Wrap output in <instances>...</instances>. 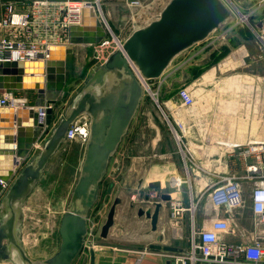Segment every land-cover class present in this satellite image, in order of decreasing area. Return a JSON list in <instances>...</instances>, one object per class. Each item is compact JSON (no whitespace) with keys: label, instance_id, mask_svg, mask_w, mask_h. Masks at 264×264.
Returning a JSON list of instances; mask_svg holds the SVG:
<instances>
[{"label":"water","instance_id":"water-1","mask_svg":"<svg viewBox=\"0 0 264 264\" xmlns=\"http://www.w3.org/2000/svg\"><path fill=\"white\" fill-rule=\"evenodd\" d=\"M230 17V10L220 0H170L155 20L133 31L123 41L121 50L112 53L92 72L54 126L52 108L46 109L43 123H39L34 109L46 104L55 106L58 102L66 85V47L51 46L45 62H0V95L8 91L35 92L33 108H0V115L5 116L0 117L4 122L0 131L4 134L0 142V181L10 182L0 202V264H73L83 247L87 217L98 201L109 161L144 95L131 66L141 79L158 80L179 54L206 40ZM104 37L105 32L93 12L85 10L81 26L68 29L67 43L92 46ZM83 114L90 119L89 138L68 207L59 220L58 249L45 260L34 262L19 239L23 207L50 159L64 144L68 127ZM25 115L29 116L28 125L21 123ZM49 127L52 128L41 149L22 165ZM148 188L150 192L159 191L161 185L155 182ZM169 200V195L160 193L159 200L152 202V211L138 210L139 217L149 219L151 231H156L162 203ZM146 201H150L149 194L145 195ZM120 203L116 198L110 205L99 230L100 239L107 238ZM148 251L184 253L175 247L157 244L150 245Z\"/></svg>","mask_w":264,"mask_h":264},{"label":"crops","instance_id":"crops-1","mask_svg":"<svg viewBox=\"0 0 264 264\" xmlns=\"http://www.w3.org/2000/svg\"><path fill=\"white\" fill-rule=\"evenodd\" d=\"M1 15L2 8L0 7V18ZM235 30L237 29L235 28L233 32L231 31L230 36L227 35L223 41L212 42L208 37L203 42L182 52L172 61L164 75L158 80H153L152 83L154 86L156 85L161 88L166 81H171L173 83L174 80L180 76L182 79V74L187 71V78L185 81H187L188 90L193 95L196 91H202L204 93L203 96H200L202 98L194 95L196 104L192 109L186 112L179 108L180 102L176 94L175 99H167L164 97L159 99V102L164 108L163 113L167 115V117L169 116L171 121L179 120L184 124L186 133L185 140L190 146V149L194 152L197 164L204 171L209 173L236 171L240 174H245V164L238 160L235 155L232 159L228 157L229 153L232 151V145L239 144L241 145L240 149H244L248 145L264 142V124H262L264 123V99H258L257 86L252 85V81L255 77L240 78L241 82H239L238 75L234 76V74L238 73L239 57L242 58V56H247V53L243 54L241 49H238V46H229L231 39L228 38L231 36H238ZM217 32L219 31L213 34L216 35L218 34ZM1 34L2 32L0 31V37ZM197 45L200 46L195 47ZM222 47L228 48V53L221 58L222 60L218 63L216 62V64H212L209 69H204L202 74L190 81L192 78L189 71L191 68L189 66L192 64L197 67V63L191 62L198 60L196 58L201 56V54L209 55V60L211 55L220 52ZM90 49L91 46L82 45H71L70 48L66 47L65 49L66 85L56 103L61 106L59 107L61 110L63 109L62 107H64L62 110L63 112L79 94H77V88L73 87L76 81L70 82L67 80L69 66L70 69L74 68L73 62L69 65V59L72 61V55L74 58L77 54L78 57H82L81 59L84 60L87 58ZM262 52H264V50H262ZM185 53L186 55L184 56L183 54ZM218 66H220V69H217ZM230 72H233L232 75L230 74L231 76L224 77L223 74ZM90 75L86 77V80ZM244 83L250 85H244ZM240 90H242V92H240ZM11 92H14L17 96L25 97L29 104L34 106V91ZM73 93L77 95H75L72 100L70 97ZM69 100L71 102H68ZM54 108H56V105ZM61 110L59 114H57L56 109H54L52 126L55 124L57 118L59 120L62 117ZM149 113L151 114L149 111L143 113L144 117L147 118V116L150 115ZM0 117L5 116L0 115ZM21 118L22 125H28L27 121H29V116L25 115ZM134 118L126 134L122 138L118 149L110 159L106 176L102 181V183L104 181L107 183L106 199L108 200L112 196L113 199L117 198L121 201L115 209L113 226L109 230L105 240L99 238L100 226L92 250H82L73 264H171L162 253L150 252L148 251V247L157 244L175 247L183 252L187 250L190 229L189 215L184 213L183 217L177 222L171 221L169 209L170 200L169 202L162 203V207L158 214L156 231H151L149 219H146L144 216H138L139 209L153 210L152 201H158L160 193H165L170 196V199H177L184 205L187 204L188 190L186 186H182L179 190H176L171 185L173 176H183L180 165L174 167V164L171 162L174 153L173 150H166V148L163 147L161 142V140L164 139L162 135L163 131L153 126L150 119L146 120V127L141 125L143 120H141V122L139 121V125H132ZM3 123L4 122L0 119V131H3L1 127ZM51 128L52 127H49L47 131H50ZM3 140L4 134H0V142H3ZM75 145L73 146L76 148ZM62 146L65 148V151L70 148V146H64V144ZM79 149L77 153L79 154L77 173L84 152V148L80 147ZM31 154L32 155L22 162V165L30 161L34 152ZM152 158H158L159 161L153 163L154 159ZM167 159H170V162L167 163L163 161ZM160 161L162 164H158ZM164 164H171L173 166V169L170 167L169 177L168 175L166 176V172L161 175L156 174V172L160 170L159 167L163 168ZM153 167L155 168L154 172ZM191 178V191L193 196L198 198L202 195L195 214V224L197 227L200 228L203 223H207L211 219L227 217L228 214L222 209H214L212 207L207 198V193H205L206 188L215 180L203 171H197L195 169L192 171ZM155 182L160 183L161 188L159 191L150 192L148 185ZM4 183H7L9 187L10 182ZM102 183L99 189V195L101 193V196L102 190L104 189ZM244 185L245 184H243V186ZM6 191L3 192V189L0 187V202ZM152 192H154L157 198L145 202V195L151 194ZM132 196H134L133 200ZM97 208L98 207H94L88 216V220L93 224L101 223L100 221H102V214L105 209L104 206L98 210ZM229 216L234 217V220L238 223V211H232ZM250 219L251 213L247 221L248 223L246 224L248 227L251 226ZM157 238L159 239L158 241ZM222 239L227 243L234 244L238 241L236 238L229 235H222ZM28 257L30 258V256ZM30 259L32 260L33 258Z\"/></svg>","mask_w":264,"mask_h":264},{"label":"built area","instance_id":"built-area-1","mask_svg":"<svg viewBox=\"0 0 264 264\" xmlns=\"http://www.w3.org/2000/svg\"><path fill=\"white\" fill-rule=\"evenodd\" d=\"M112 1L122 3L130 9L141 6V0H0L2 8L0 62H45L49 48L67 43L68 29L81 26L83 13L89 10L93 12L105 32V37L98 44L91 46L90 60L97 66H101L112 53L121 50L124 41L114 35L103 14L102 3ZM220 1L230 10L231 16L237 12L233 9L235 0ZM257 5H264V0H258ZM239 17V21L252 32L255 44L264 50V18L261 19L259 26L254 28L246 17L243 15ZM230 20L231 17L224 23L225 29L221 30L224 24L219 28L218 34L211 38L212 42L223 41L235 29V24H232ZM217 69H220V66ZM131 70L141 85L143 94L147 92L162 113L178 149L183 177L173 176L171 185L176 190L182 186H186L188 190L187 204L184 205L177 199H170L169 204L171 221L177 222L184 213L189 215L187 250L183 254L162 253V255L171 264H264V142L248 145L244 149H240L239 144L232 145V151L228 157L232 159L235 155L242 161L245 164V174L236 171L220 173L204 171L195 162L194 152L185 140L184 124L179 120L171 121L163 113L157 93L152 92L153 81L141 79L132 66ZM176 96L180 102L179 108L184 112L189 111L196 104L195 96L187 87L179 89ZM0 107L33 108L25 97L17 96L11 91L1 95ZM48 108L54 110V106L50 104L34 109L38 113L39 123L44 122L45 111ZM89 125L90 119L87 115L77 117L67 129L64 145L77 144L84 148L89 138ZM49 132L45 131L43 137L35 144L33 152L41 149ZM194 169L203 171L215 180L206 188L205 193L214 209H222L228 214L225 218L211 219L203 223L200 228L195 224V214L202 195L196 198L191 191V174ZM243 184L251 185L249 193L251 226L249 227L242 225L239 221L237 223L234 217L229 216L232 211L237 212L243 207ZM0 187L4 192L8 189V184L0 181ZM149 198L154 200L157 197L152 192ZM133 199L134 196H132ZM100 226V223H91L87 217V233L81 252L92 250ZM222 235L232 236L238 241L235 244L227 243L222 239Z\"/></svg>","mask_w":264,"mask_h":264},{"label":"rangeland","instance_id":"rangeland-1","mask_svg":"<svg viewBox=\"0 0 264 264\" xmlns=\"http://www.w3.org/2000/svg\"><path fill=\"white\" fill-rule=\"evenodd\" d=\"M169 1L170 0H141V6L136 9L126 8L124 4L113 1L102 3L101 7L104 17L107 20V23L109 24L114 35L118 36L121 40H125L133 32L134 29H137L141 26H144L148 22L155 20L161 10ZM257 2L258 0H238L234 2L238 13L234 12L232 14L230 22L232 24H235V28L238 30V36H231L228 39H231L229 46H238V49H241V52L243 54L247 53V56H242V58L239 57L237 71L238 73L234 74V76L238 75L239 82H241L240 78L255 77L252 81V85L257 86L258 99L261 100L264 99V52H262L258 45L255 44V39L249 28L244 23H241L239 21V16L243 15L248 19L250 23L253 22L254 24H257L260 21L261 17H264V5L258 6ZM225 27L226 25L224 24L221 27V30L225 29ZM214 35L215 34H212V36H210L209 38H213ZM228 36H230V34ZM199 46L200 45H197L195 47ZM67 47L70 48L71 45L68 44ZM186 53L183 55L185 56ZM91 54L92 48L87 54V58H85L84 60L81 59L82 57H78L77 54L74 58L72 55V61L69 59V65H71L73 62L74 68L70 69L69 66L67 80H69L70 82L76 81L73 87L77 88V94L79 93L80 88L86 80V77L90 75L93 70L99 67L90 60ZM208 57L209 55L207 54H201V56H198L196 58L198 60L191 62L197 63V67L192 64H190L189 67L191 68V70L200 68L202 74L204 69L207 70L210 68V66H212V64H216V62L211 63V58L208 60ZM220 60H218L217 63ZM186 73L187 71L182 74V79L181 76L177 77L173 83L171 81H166V83L163 84L161 88L157 87L156 85L151 86L152 92L157 93L158 99L164 97H166L167 99H175L176 92L181 88L187 87V81H185L187 78ZM232 73L233 72L223 75L224 77H228L231 76ZM192 80L193 78L190 81ZM244 85L250 84L244 83ZM240 92H242V90H240ZM202 93V91H196L194 95L196 97H200L204 95V93ZM75 95L73 93L70 99L73 100ZM68 102L71 101L69 100ZM59 107L61 106L57 104L56 108H54L56 109L57 114H59L61 110V108ZM160 107L162 110H164L161 104ZM62 108L64 109V107ZM62 110L61 116L63 112ZM148 111L151 112V114L149 113L150 115L145 118L143 113H146ZM149 119L151 120V124L153 126L163 131L162 135L164 139L161 140L163 147L166 148V150H173L174 153L171 162L174 164V167L180 165V170L182 171L183 176V169L178 149L174 143L172 135L168 130L166 121L162 116L160 110L151 100L150 95L146 92L144 93L143 98L140 102L132 125H139V121L141 122V120H145L144 122L142 121L141 125L146 127V120ZM57 120L58 118L55 120V124L58 122ZM73 145L70 146V148L72 149L68 148L69 151H65V148L61 146L58 152L54 154V156L50 159L41 180L36 185L32 193L28 196L24 204V219L21 226L19 239L23 244L24 251L28 256H30V258H33L32 261L34 262H41L45 260L46 258L52 256L58 249L59 237L57 233V226L59 224L62 213H64L66 211V208L68 207L71 191L75 183V179L78 176L77 166L79 154L77 153L80 150V147L79 145H75V148ZM38 151H35L33 156H35ZM152 159H154L153 163H155V161H159L158 158ZM163 161H166L168 163L170 162V159ZM160 162L158 164H162V162ZM171 164H164L163 168L159 167L160 170L157 171L156 174L161 175L166 172L167 176L169 174L170 167L171 169H173V166ZM154 170L155 168L153 167V172ZM102 184L104 189L102 190V196L97 208V210L99 208H102L103 206L105 208L104 213L102 214V221H100L101 225L103 224L108 209L114 200L112 196L110 199H106L107 183L104 181ZM250 190V184H245L243 186L244 204L243 207L238 211V221L245 226L248 223L247 221L250 215Z\"/></svg>","mask_w":264,"mask_h":264},{"label":"trees","instance_id":"trees-1","mask_svg":"<svg viewBox=\"0 0 264 264\" xmlns=\"http://www.w3.org/2000/svg\"><path fill=\"white\" fill-rule=\"evenodd\" d=\"M262 18H264V17H261V19ZM261 19H260V21H261ZM260 21L257 24H254L253 22H251L250 24L254 28H257L259 26V24H260ZM237 33H238V30H237ZM227 53H228V48L227 47H222L221 50H220V52L214 53V54L211 55V63L217 62L218 60H220L221 58H223ZM190 74H191V78L195 79V78H197L201 74V69H199V68L198 69H192V70H190ZM100 197H101V193L99 195V198H98L99 200L97 201V204H96L95 207H98L99 202H100Z\"/></svg>","mask_w":264,"mask_h":264},{"label":"bare ground","instance_id":"bare-ground-1","mask_svg":"<svg viewBox=\"0 0 264 264\" xmlns=\"http://www.w3.org/2000/svg\"><path fill=\"white\" fill-rule=\"evenodd\" d=\"M140 29V28H139ZM68 43H63V45H60V46H64V47H67ZM59 46V45H58ZM243 55V54H242Z\"/></svg>","mask_w":264,"mask_h":264}]
</instances>
